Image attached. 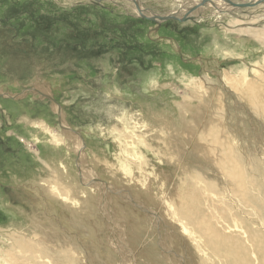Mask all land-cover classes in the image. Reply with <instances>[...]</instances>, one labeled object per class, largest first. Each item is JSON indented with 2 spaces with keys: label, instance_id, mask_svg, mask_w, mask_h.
<instances>
[{
  "label": "rangeland",
  "instance_id": "obj_1",
  "mask_svg": "<svg viewBox=\"0 0 264 264\" xmlns=\"http://www.w3.org/2000/svg\"><path fill=\"white\" fill-rule=\"evenodd\" d=\"M261 11L232 25L209 16L155 22L110 0H0V90L17 95L0 96V264H53L56 249L58 264H181L164 252L167 242L182 254L172 212L241 240L240 263L264 264V15L253 18ZM36 75L50 99L23 95ZM22 116L52 134L73 132L80 158ZM200 120L216 128V142L196 137ZM232 162L238 175L221 167ZM108 194L116 204L104 208ZM125 235L132 252L119 243ZM35 240L51 256L23 248ZM187 243L194 264L205 250L203 264H226Z\"/></svg>",
  "mask_w": 264,
  "mask_h": 264
},
{
  "label": "bare ground",
  "instance_id": "obj_2",
  "mask_svg": "<svg viewBox=\"0 0 264 264\" xmlns=\"http://www.w3.org/2000/svg\"><path fill=\"white\" fill-rule=\"evenodd\" d=\"M71 1H77V3H79V2H91V3L98 2V0H71ZM110 1H112V3H116L117 5H119L128 14H131L133 16H139V17L147 16L149 19H152L155 22H160L165 17H170V18H174V19L182 18V20H184L185 18H188L190 20H195L196 22L200 23V22L205 21L206 16H209L216 22H219V21L221 22L223 19H227L228 23H230L232 25V24H236V23L241 24L242 22H240V21H241V19L246 17L245 16L246 14L248 15L250 13H255V12H257V10H262V11H261V13H259L255 17H253L254 19L264 15V0H155V1H162V3L171 2L170 6L166 10H163V11L153 10L151 8L146 7V3L148 1H151V0H110ZM245 7H247L246 10H243V8H245ZM225 26L228 27V29H226V30H230V28H231V30H233L235 25L234 26L225 25ZM262 39H264V38H262ZM36 66H38V65H36ZM44 67H46V65ZM41 70H43V69H41ZM44 70H45V68H44ZM40 79H39L38 75H36L34 81L31 82L32 86H29L28 89L24 90L25 92L23 95L30 93L32 95L33 94L38 95V96L41 95L43 99H50L51 95H52L50 87L47 84V82H45V81L42 82L43 80L41 81ZM246 87H249V86H246ZM249 90H250V94H248L249 99H253V100L257 99L258 100V97L256 95L259 94V91L256 88V86L249 87ZM1 95L2 96L9 95L8 97L17 98V95L15 96L14 94L7 93V92L5 93V92H2L0 90V96ZM50 102H51V100H50ZM54 103H51V106L55 112H58L57 110L59 109V107L56 106V104H54ZM58 113H59L60 117L62 118V125L64 127H66L65 126L66 123L63 120L64 113L62 112V110L59 111ZM21 121L23 123L26 122V125H31L32 127L33 126L38 127V129L48 133L49 134L48 137H50V139L48 138V140L55 147L59 142H62V143L63 142L64 143L70 142L71 144H67V151L70 150V145L71 146L73 145L72 147L74 148L73 149L74 152L77 155H79L78 151L80 150V143H79L80 139H78L77 136L73 132L66 130V128H63L62 130H60L59 133H57V134L53 133L52 134L50 132L51 130L49 129L48 124L46 122L42 121L41 119L30 120L28 117L22 116ZM200 123H201V127L194 126V128L198 129L196 137H198L201 141H204L208 137L209 140H211V141L213 140V142H216L217 141L216 137H214L212 139L210 138V137H212V135H216V130H215L216 128H212L213 133H209V124L207 122H205L204 120H202V122L200 120ZM211 124H212V122H211ZM216 136H218V133ZM79 158H80V155H79ZM236 166H237V164H235L233 162L231 164H225V163L221 164L222 169L231 175L232 174H234V175L239 174ZM233 180H234V177H233ZM240 182H241V180H240ZM83 189L86 190L85 193L87 195V198H91V199L97 198L98 192H95L96 189L95 190L89 189V186H87L86 188H83ZM105 190H107V191L110 190L107 185L105 186ZM103 198H104V196H102L100 198V200H102ZM106 198H108V200H106L104 208H109L110 206L112 207V204H116V203H113L114 202L113 199H115V197L112 196L111 194H108ZM63 199L65 201L68 200L67 198L66 199L63 198ZM70 201L71 202H69V204L70 203L75 204L74 198H70ZM115 209H117V208H115ZM126 210L127 209H125V211ZM118 211H120V210H118ZM171 215L174 216L178 225H180L182 227V229H181L182 236L178 235L177 236L178 238H176L177 241L180 243L179 244V250L181 251L182 254H180V253L178 254L176 252L177 249L176 250L173 249L170 243L164 242V244L166 245V248H167V249H164L165 250L164 251L165 257L169 258V260L173 261V263H181V264H183V262L189 263V264L195 263L196 258L193 257L192 248L187 243V240L193 239V241L196 243V247L198 248V250L200 252H202V247H204L205 249H210L212 252H215L219 255H222L226 264H244V263H240L238 259L236 260V256H235L236 250H238V248L243 247V243L241 242V240H238V239L237 240H235V239L230 240L231 237L230 238L227 237V238L222 239V238L216 236L217 234L213 233V230H211L212 228L210 229V227H212L211 224H209V226H208L205 223H199V224L197 223V225L196 226L194 225L192 228V227H189L187 225V222L183 221L178 216V213L176 214V213L172 212ZM187 219L191 220L192 217H190L188 215ZM128 221H130V220H128ZM118 227H114V229L116 230ZM109 231L114 232L113 228L110 229ZM226 233H228V232H226ZM119 234H120V232H119ZM18 235H20V234L19 233H13L12 235L10 234L9 237L12 236V238L18 239L19 238ZM169 235H171V234H169ZM136 237H137L136 234H129V236H128L129 243L133 242ZM244 239H245V237H244ZM128 241H127V237L125 235L124 237H122V240H119V243L122 242L129 249L130 246H128V243H127ZM171 242H172V244H175L174 238L171 239ZM167 245H169V246H167ZM28 247L37 251L39 254H36V255H37V257L39 255L41 259L44 258L45 256L48 257L51 254V251L48 248L47 244L44 245V243L41 242L40 240L39 241L35 240V242H32V243L25 241V243L23 244V248L26 249ZM177 247H178V245H177ZM131 252H132V249H131ZM142 253L144 255H146L150 252H149L148 248H146V249L142 248ZM52 254H54L52 257L54 260L53 264L54 263L58 264L61 261V254L60 253L58 254L57 249ZM200 254H202V256L199 259H197V262H198V264H203L205 261V256L208 257V253L205 250ZM33 256H34V254H33ZM129 256H131V255L129 254ZM244 262H245V264L247 263L246 261H244Z\"/></svg>",
  "mask_w": 264,
  "mask_h": 264
},
{
  "label": "water",
  "instance_id": "obj_3",
  "mask_svg": "<svg viewBox=\"0 0 264 264\" xmlns=\"http://www.w3.org/2000/svg\"><path fill=\"white\" fill-rule=\"evenodd\" d=\"M143 17H147V16H143ZM148 18V17H147ZM166 18H169V19H174V18H170V17H165L164 19H166ZM164 19H162V20H164ZM178 20V19H177ZM180 20V19H179Z\"/></svg>",
  "mask_w": 264,
  "mask_h": 264
}]
</instances>
